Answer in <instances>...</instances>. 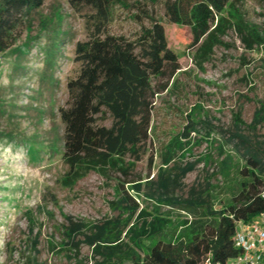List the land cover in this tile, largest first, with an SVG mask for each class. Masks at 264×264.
Masks as SVG:
<instances>
[{"label": "rangeland", "instance_id": "1", "mask_svg": "<svg viewBox=\"0 0 264 264\" xmlns=\"http://www.w3.org/2000/svg\"><path fill=\"white\" fill-rule=\"evenodd\" d=\"M164 3L118 1L105 31L137 40L143 27L151 26L147 15H152L162 22L168 40L163 61L180 66L168 90L155 98L150 138L130 177L140 182L136 198L141 208L156 214L158 198H174L176 205L160 204V213L179 222L193 218L180 205L191 199V188L201 204L216 210L237 189L245 160L231 132H248L236 114L250 123L264 105V46L249 49L236 27L222 37L224 44L193 47L190 26L171 23ZM238 6L235 23L240 15L264 30L263 0H241ZM94 13L86 5L73 8L68 0H44L40 8L23 13L12 45L0 52V264H92L87 244L79 255L70 251L62 227L66 216L68 222L93 224L123 214L112 205L118 197L116 175L106 178L92 171L73 187L62 183L68 166L60 109L70 101L68 82L80 71L76 45L94 30ZM160 81L153 78L155 85ZM187 126L196 130L166 169L173 178L182 169L187 173L180 185L167 187L158 176L162 156ZM257 132L263 140L264 124Z\"/></svg>", "mask_w": 264, "mask_h": 264}, {"label": "trees", "instance_id": "2", "mask_svg": "<svg viewBox=\"0 0 264 264\" xmlns=\"http://www.w3.org/2000/svg\"><path fill=\"white\" fill-rule=\"evenodd\" d=\"M68 1L73 8L90 6L95 13L90 16L94 20L90 37L76 45L80 71L68 82L70 101L60 109L65 125L63 160L68 166L62 183L73 187L92 171L106 178L116 175L118 197L112 205L123 213L93 224L68 222L66 216L62 227L64 237L72 243L70 251L79 255L82 244H87L94 257L92 264H198L207 255L224 263L238 256L240 249L234 242L237 221L250 222L264 212V139L257 132L264 124V105L254 112L250 123L235 116L248 132H231L245 164L228 202L216 210L201 204L195 198L196 189L191 188V199L180 205L193 212L192 219L175 222L161 215L160 204L174 206L178 202L174 198H158L156 214H152L141 208L136 198L140 182L130 177L150 138L155 98L168 90L180 66L163 61L161 53L167 50L168 40L162 22L154 16L148 14L151 26H144L140 37L130 40L105 31L121 0ZM240 2L165 0L164 5L171 23L190 26L193 47L210 41L224 44L222 37L236 27L249 49L255 44L264 46L262 28L248 25L240 15L234 22ZM43 4L44 0H0V52L12 45V34L23 13ZM153 78L162 81L155 85ZM108 118L111 125L99 123ZM188 127L169 142L162 156L158 176L167 187L180 185L187 173L182 169L173 178L166 169L176 161L178 151L186 150L189 134L196 130Z\"/></svg>", "mask_w": 264, "mask_h": 264}, {"label": "built area", "instance_id": "3", "mask_svg": "<svg viewBox=\"0 0 264 264\" xmlns=\"http://www.w3.org/2000/svg\"><path fill=\"white\" fill-rule=\"evenodd\" d=\"M234 242L238 256L223 263L207 255L198 264H264V212L253 221H237Z\"/></svg>", "mask_w": 264, "mask_h": 264}]
</instances>
